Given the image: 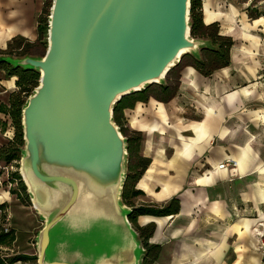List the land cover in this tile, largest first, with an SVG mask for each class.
Listing matches in <instances>:
<instances>
[{
	"label": "water",
	"instance_id": "1",
	"mask_svg": "<svg viewBox=\"0 0 264 264\" xmlns=\"http://www.w3.org/2000/svg\"><path fill=\"white\" fill-rule=\"evenodd\" d=\"M191 0H52L43 56L3 60L39 71L22 110L19 172L44 221L38 264H142L122 203L127 139L113 119L123 97L162 83L186 53Z\"/></svg>",
	"mask_w": 264,
	"mask_h": 264
},
{
	"label": "crops",
	"instance_id": "2",
	"mask_svg": "<svg viewBox=\"0 0 264 264\" xmlns=\"http://www.w3.org/2000/svg\"><path fill=\"white\" fill-rule=\"evenodd\" d=\"M45 3L0 0V50L16 36L38 39ZM202 12L205 24L218 22L233 38L229 65L206 76L186 64L170 99L151 93L121 107L126 127L141 134L140 155L151 159L136 204L180 202L175 214H144L137 223L155 226L150 242L160 250L152 264H264L253 230L264 219V0H202ZM16 81L0 72V148L13 135L7 109ZM2 175L0 229L9 212L14 239L0 245L13 250L7 256L37 255L38 213L17 202L16 187H3ZM18 204L28 208L21 218L11 213Z\"/></svg>",
	"mask_w": 264,
	"mask_h": 264
},
{
	"label": "trees",
	"instance_id": "3",
	"mask_svg": "<svg viewBox=\"0 0 264 264\" xmlns=\"http://www.w3.org/2000/svg\"><path fill=\"white\" fill-rule=\"evenodd\" d=\"M51 6L52 0H46L43 10L38 16V39L36 41L32 42L23 36H16L8 43L7 49L0 50V72H4L5 77H17V88L9 94V107L7 109L13 126V135L11 139L0 148V164H3L4 166L16 164V167H20L22 150L25 146L22 126V110L28 97L33 93L34 89L39 84L40 73L35 69L10 64L9 62L3 60V57H24L27 55L38 57L45 54L40 53L38 51V47L42 43L48 45L46 38L48 37V20ZM190 35L195 39L209 40L210 45L200 48V56H196L192 53H186L185 55L189 56L190 60L182 64L183 57L185 56L183 55L181 60L169 71L165 77L167 78L165 82L156 85H148L142 91L123 97L114 105L113 119L116 124H118L122 134L127 139L128 150L126 164L128 171L122 189L121 199L124 205L132 209V212L129 214V219L132 226L136 230L138 239L144 249L142 264H152L158 256L160 246L150 242V238L155 229L154 224L151 223L141 226L137 223L138 216L144 214L157 216L175 214L179 212L180 202L177 198H174L168 205L162 208H153L136 204L135 199L139 194H141V191L136 189V184L150 165L151 159L144 157L139 153L141 134L134 132L127 134L124 127V121L122 119L121 107H124L127 104L128 106H133L136 100H147L151 94L149 92L151 87H157L159 89V94L161 95H157L156 92L152 93L155 97L162 100L170 99L176 93L181 68L186 64L193 65L200 73L206 76L211 75L215 70L221 67L229 65L230 51L234 44V40L230 36L221 34L220 24L218 22L210 24L204 23L202 0H191ZM173 74L175 75V78L173 77ZM9 182H15L17 184V186L15 185L16 188L13 192L17 194L19 200L23 204H32L27 186L22 180L19 170L14 172L12 177H9ZM13 239L14 237L11 231L9 233H0V244L2 245H10ZM18 260H31V264H38L37 255H0V264H11Z\"/></svg>",
	"mask_w": 264,
	"mask_h": 264
},
{
	"label": "rangeland",
	"instance_id": "4",
	"mask_svg": "<svg viewBox=\"0 0 264 264\" xmlns=\"http://www.w3.org/2000/svg\"><path fill=\"white\" fill-rule=\"evenodd\" d=\"M46 41H47V38H46ZM46 48H47V45H45L44 43H42L39 47H38V51L40 52V53H42V54H44L45 53V51H46ZM185 55V54H184ZM200 56V55H199ZM183 57V56H182ZM190 60V57L189 56H187V55H185L184 57H183V60H182V64L183 63H185V62H187V61H189ZM173 77L175 78V75L173 74ZM166 79L167 78H165L164 80H163V82H165L166 81ZM175 80V79H174ZM154 85H156V84H154ZM149 92L150 93H157V95H161V94H159L160 92H159V89L157 88V87H151V89H149ZM124 127H125V129H126V131H127V134H131V132H130V130H129V128L128 127H126V125L124 124ZM12 129H13V126H12ZM8 139V138H7ZM4 141V140H3ZM0 165H3V164H0ZM20 169V167L18 166V167H16V164H15V167H14V169H9V170H6V169H3L1 166H0V171H2L3 172V175H2V185H3V187H6V188H8V187H14L15 186V184L12 186V184L10 185L9 184V177H12V174L14 173V172H16L17 170H19ZM127 171H128V169H126V174H127ZM14 181V180H13ZM13 183H15V182H13ZM16 186H17V184H16ZM136 200V199H135ZM14 202L15 203H19V202H21L20 200L19 201H15L14 200ZM29 202H30V200H29ZM26 205V204H25ZM26 206H28L30 209H29V211H32L33 213L35 212V213H37V211L34 209V207H33V205L32 204H30V205H26ZM27 209L28 208H26V207H21V206H19V204L18 205H14L13 206V209H12V211H11V213H12V216L14 215V217L15 218H21L22 216V213H24V212H22V210H24L25 212L27 211ZM38 215V219H39V227H40V229L43 227V225H44V221H43V219L41 218V216L39 215V214H37ZM37 255H38V252H37Z\"/></svg>",
	"mask_w": 264,
	"mask_h": 264
},
{
	"label": "built area",
	"instance_id": "5",
	"mask_svg": "<svg viewBox=\"0 0 264 264\" xmlns=\"http://www.w3.org/2000/svg\"><path fill=\"white\" fill-rule=\"evenodd\" d=\"M13 133V132H12ZM236 163V162H235ZM229 165V162L227 163H222L219 166L221 168H224L226 166ZM3 169L9 170L14 169L15 165L11 164L9 166L7 165H0ZM2 221V225H1V229L0 231L3 233H9L11 231V227H10V221H11V214L9 212H7L4 216V218L1 220ZM254 234L258 237V239L260 240L263 248H264V219L261 220L255 227H254ZM13 250L7 248V247H3L0 245V254L1 256H7L6 253L8 252H12Z\"/></svg>",
	"mask_w": 264,
	"mask_h": 264
}]
</instances>
